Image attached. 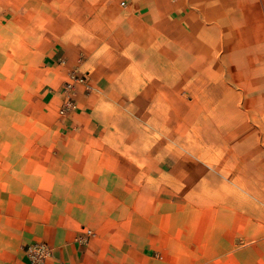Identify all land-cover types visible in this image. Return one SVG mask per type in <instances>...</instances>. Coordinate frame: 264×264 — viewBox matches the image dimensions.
I'll return each instance as SVG.
<instances>
[{
    "label": "rangeland",
    "instance_id": "374dc122",
    "mask_svg": "<svg viewBox=\"0 0 264 264\" xmlns=\"http://www.w3.org/2000/svg\"><path fill=\"white\" fill-rule=\"evenodd\" d=\"M36 1L0 0V264H22L36 243L50 250L44 226L75 228L90 264H264V182L231 181L180 151L170 120L125 112L94 135L56 128L35 101L37 45L54 41L53 5L69 0H44L41 31L27 21ZM71 74L91 90L89 72Z\"/></svg>",
    "mask_w": 264,
    "mask_h": 264
},
{
    "label": "crops",
    "instance_id": "0c3cea01",
    "mask_svg": "<svg viewBox=\"0 0 264 264\" xmlns=\"http://www.w3.org/2000/svg\"><path fill=\"white\" fill-rule=\"evenodd\" d=\"M32 7L27 21L41 31L45 1ZM53 9L60 26L53 42L37 45L44 74L35 101L60 132L94 135L125 112L170 120L180 151L231 181L264 182V0H69ZM82 71L89 92L70 82ZM157 72L171 79L160 83ZM106 101L121 108L103 109ZM148 150L139 156L157 152ZM67 229L44 226L45 264H90L76 229Z\"/></svg>",
    "mask_w": 264,
    "mask_h": 264
},
{
    "label": "built area",
    "instance_id": "2783aa9c",
    "mask_svg": "<svg viewBox=\"0 0 264 264\" xmlns=\"http://www.w3.org/2000/svg\"><path fill=\"white\" fill-rule=\"evenodd\" d=\"M29 264H44L50 257L51 251L43 243H36L28 246L25 251Z\"/></svg>",
    "mask_w": 264,
    "mask_h": 264
}]
</instances>
